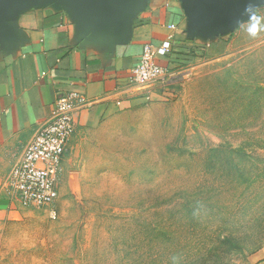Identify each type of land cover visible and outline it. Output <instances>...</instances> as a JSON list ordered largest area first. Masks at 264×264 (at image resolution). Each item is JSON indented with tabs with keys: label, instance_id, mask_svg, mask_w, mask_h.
<instances>
[{
	"label": "rangeland",
	"instance_id": "1",
	"mask_svg": "<svg viewBox=\"0 0 264 264\" xmlns=\"http://www.w3.org/2000/svg\"><path fill=\"white\" fill-rule=\"evenodd\" d=\"M246 3L227 51L73 136L58 216L28 207L0 264H264V0Z\"/></svg>",
	"mask_w": 264,
	"mask_h": 264
},
{
	"label": "crops",
	"instance_id": "2",
	"mask_svg": "<svg viewBox=\"0 0 264 264\" xmlns=\"http://www.w3.org/2000/svg\"><path fill=\"white\" fill-rule=\"evenodd\" d=\"M246 4L220 16L206 0H0V255L28 208L11 169L56 98L75 91L85 100L74 135L137 108L161 84L127 85L145 44H170L158 60L172 74L217 57Z\"/></svg>",
	"mask_w": 264,
	"mask_h": 264
},
{
	"label": "built area",
	"instance_id": "3",
	"mask_svg": "<svg viewBox=\"0 0 264 264\" xmlns=\"http://www.w3.org/2000/svg\"><path fill=\"white\" fill-rule=\"evenodd\" d=\"M169 43L144 45L143 53L134 65L128 87H143L165 83L172 73L163 66L159 55H168ZM85 102L75 91L61 93L55 107L36 129L33 139L22 158L12 167L9 184L26 207L45 208L55 219L58 214L55 203L59 198V179L64 156L75 133V116Z\"/></svg>",
	"mask_w": 264,
	"mask_h": 264
},
{
	"label": "water",
	"instance_id": "4",
	"mask_svg": "<svg viewBox=\"0 0 264 264\" xmlns=\"http://www.w3.org/2000/svg\"><path fill=\"white\" fill-rule=\"evenodd\" d=\"M206 2L210 4L215 14L221 16L229 15L234 10L240 9L246 0H206Z\"/></svg>",
	"mask_w": 264,
	"mask_h": 264
},
{
	"label": "clouds",
	"instance_id": "5",
	"mask_svg": "<svg viewBox=\"0 0 264 264\" xmlns=\"http://www.w3.org/2000/svg\"><path fill=\"white\" fill-rule=\"evenodd\" d=\"M256 32L257 31H255V32L250 31V34L254 36V35H256Z\"/></svg>",
	"mask_w": 264,
	"mask_h": 264
}]
</instances>
